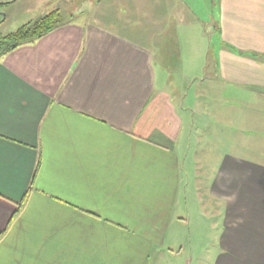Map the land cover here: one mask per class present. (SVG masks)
<instances>
[{"label": "crops", "instance_id": "1", "mask_svg": "<svg viewBox=\"0 0 264 264\" xmlns=\"http://www.w3.org/2000/svg\"><path fill=\"white\" fill-rule=\"evenodd\" d=\"M198 1L171 0L157 33L137 9L106 11L0 56V264H146L190 171L177 145L195 126L179 108L199 106L171 72L180 59L188 82L187 57L209 58L206 24L217 38L209 74L256 92L237 132L264 138V0H210L205 19ZM206 162L194 181L219 217L211 264H264V162Z\"/></svg>", "mask_w": 264, "mask_h": 264}, {"label": "rangeland", "instance_id": "2", "mask_svg": "<svg viewBox=\"0 0 264 264\" xmlns=\"http://www.w3.org/2000/svg\"><path fill=\"white\" fill-rule=\"evenodd\" d=\"M0 2L3 3L0 4V36L17 30L55 8L70 13L76 20L98 16L103 18L106 11L118 12L117 16L122 13L126 18H130L131 12L127 14V10L137 9L136 18L142 23L143 18L147 21L155 19L154 24L145 22L147 26L151 24L149 27L151 33L160 30L163 20L171 19V0H0ZM198 4L199 8L196 10L199 18L205 19L210 17V13L214 14L210 0H199ZM119 5L123 10L118 7ZM210 25L206 24L203 28L207 33L205 36L210 39L209 45L207 44L211 49L208 53L209 58L194 59L192 53L189 57L186 56L190 64L184 66L190 70L191 80L182 81L179 75L182 65L180 59L176 60L180 66L171 72V78L178 82L172 84V89H179L182 85L186 88L184 90L186 94L196 96L199 93L200 96L196 97L199 106H190L184 101L183 107L179 108L181 116L192 117L195 126L191 135L188 134L190 125H187L186 130L183 129L187 139H181L177 145L179 152L184 148L181 158L184 159V166H189L190 171L184 172L185 182L179 194L180 199L177 202L179 205L175 209L178 220L171 228L170 213L168 226L160 236V241L151 244L146 264H211L218 233V228L211 222L218 223L219 217L216 216L214 207L202 204L200 199L204 191L202 186L194 181L196 175L203 174L200 164H203V160H206L207 164L214 163L216 152H234L242 157L264 162V138H253L249 131L239 133L236 130L237 127L250 125L245 118L255 117L254 111L247 103L255 99L256 92L237 85L236 81L227 77L209 74L212 70L211 63L214 61L211 57H214V49L217 47V38ZM186 32L189 33L188 30ZM193 61L196 63L193 64ZM205 125L208 126L207 130L203 129ZM203 201L205 203V200Z\"/></svg>", "mask_w": 264, "mask_h": 264}, {"label": "trees", "instance_id": "3", "mask_svg": "<svg viewBox=\"0 0 264 264\" xmlns=\"http://www.w3.org/2000/svg\"><path fill=\"white\" fill-rule=\"evenodd\" d=\"M0 4H3L0 2ZM74 18L72 15L68 12L63 11L60 8H55L41 17L37 18L36 20L29 22L21 27H19L17 30L5 35L0 36V56L3 54L15 49L19 45H22L24 43L33 42L34 40L40 38L41 36L45 35L46 33L50 32L54 28L64 25L70 21H72ZM39 162L35 166L33 176L31 183L24 194L22 200L17 204L16 210L11 216L10 221L12 218L21 211V209L26 204V201L28 199L29 191L32 187L34 177L36 175V172L38 170ZM1 236V234H0Z\"/></svg>", "mask_w": 264, "mask_h": 264}]
</instances>
